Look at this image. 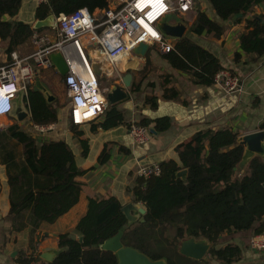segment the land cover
Here are the masks:
<instances>
[{
	"label": "trees",
	"instance_id": "1",
	"mask_svg": "<svg viewBox=\"0 0 264 264\" xmlns=\"http://www.w3.org/2000/svg\"><path fill=\"white\" fill-rule=\"evenodd\" d=\"M207 1L217 19L208 16L200 9L198 1L194 0L196 17L188 34L175 42L172 51L163 53L173 68L187 73L192 83L204 86L212 85L215 74L226 70V67L213 52L195 42L189 34L219 38L223 26L217 20L226 21L237 13L245 15L256 5H264V0ZM22 3L23 0H0V40L7 42V51L27 44L35 31L31 22L15 19ZM106 6L107 0H50L48 4L34 7L33 20L44 19L50 14L57 17L81 7L93 12ZM5 15L10 20L4 19ZM246 28V31L238 34L241 52L234 53L235 62L241 59L242 54L251 60L264 54V12L248 20ZM227 70L232 74V69ZM57 74L62 79L63 76ZM129 89L138 91L139 85L132 82ZM170 91L167 94L165 90L163 98L178 96L176 91ZM145 102L151 108L156 107L154 96L146 95ZM26 106L33 123L61 122L59 109L48 103L43 94L33 87L28 89ZM136 122L152 127L156 132L166 131L171 126V119L166 115L141 118ZM123 123L124 117L117 109V104L108 103L103 120L93 124L91 130L97 127L106 130ZM18 125L16 122L8 126L6 132L8 137L21 146L20 159L16 158L12 148H8L1 153L0 163L6 168L10 228L20 231L28 226L32 233L41 223L53 224L79 203L84 183L77 180V177L84 171L64 139L58 137L38 144ZM67 126L74 136H81L82 131L77 128L79 125L70 121ZM258 127L264 130V117ZM80 143L83 145L81 153L86 155L88 146L83 140ZM174 151V158L158 162V175L138 177L135 185L127 188L134 201L144 205L145 213L142 215L143 221H139L138 225L124 229L121 242L137 248L152 259L164 257L167 264H179L172 258L173 255L183 258L177 253L175 240L187 233L188 236L206 238L211 243L209 259H203L204 264H209L212 259L218 264L238 262L242 255L240 245L227 243L217 247V244L223 232L250 229L253 234H257L264 231V159L253 156L240 175H237L244 151L243 146L237 142V133L230 128L215 129L210 126L196 131L189 141L176 145ZM106 157L103 147L99 162ZM181 170H186L184 176H178ZM122 207L123 203L114 196L87 197L85 213L74 226L82 241L67 232L59 234L58 246L66 249L60 251L54 260L44 263L117 264L115 254L102 249L101 244L127 223ZM167 226L174 227V239L164 235L163 230ZM151 238L159 243L157 249L150 248ZM163 242H167L168 246ZM15 259L18 260L17 257ZM34 260L20 259L19 262L29 264Z\"/></svg>",
	"mask_w": 264,
	"mask_h": 264
},
{
	"label": "crops",
	"instance_id": "2",
	"mask_svg": "<svg viewBox=\"0 0 264 264\" xmlns=\"http://www.w3.org/2000/svg\"><path fill=\"white\" fill-rule=\"evenodd\" d=\"M196 1H198L201 10H204L214 20L217 19L207 0ZM35 6L34 0H23L15 19H23L33 25ZM263 12L264 5L258 4L245 15H232L226 21L217 20L223 26V32L219 38L212 35L189 34L191 39L213 52L221 60L226 70L232 69V74L237 76L243 84V88L239 92L225 93L216 83L210 86L192 83L187 73L173 68L163 57V53L152 47L150 48L154 50V56L147 57L146 52L144 56H141L142 58L138 59L132 53L112 67L110 78L115 76V79L107 84L105 82L104 86L112 88L121 86L118 81V79L121 80V77L119 78L117 75L124 74L128 70H136L139 73L141 69L145 68L146 72L152 73L150 74L152 77L150 75L147 78L141 76L138 81H133L134 78L131 75L130 84L134 82L139 85V90L131 91L127 87L129 98L117 103V109L124 117L123 124L106 130L100 127L91 130L93 124L103 120L101 117L94 122L79 125L77 128L82 131L81 136H74L73 131L68 126L61 131L59 138L64 139L70 145L79 167L84 171L77 177V180L84 183L80 200H86L87 197L91 196H114L123 205L132 203L136 208H144L141 202L134 201L132 193L127 190V188H132L135 185L138 178L137 170L140 167L174 158L176 145L189 141L196 131L205 126L215 129L230 128L237 133V138L260 130L258 125L264 117V54L258 59L252 60L249 56L242 54L238 62L233 61V55L235 52H241L238 34L247 30V21L253 17H259ZM169 14L170 23H174L176 18L184 21L186 31L183 36L187 35L189 27L196 17L195 6L185 16ZM3 18L10 20L8 15L3 16ZM238 18L241 19L237 21ZM30 43L31 40L27 44ZM27 44L18 46L16 49L22 55H28L33 49L27 52H22L19 49ZM6 48L7 42L0 40V62L5 59ZM44 70L37 71L34 80L39 78L46 84L42 77ZM55 71L57 72V70ZM149 84L151 87L148 89L147 85ZM170 89L176 91L178 96L163 98V92L166 90V93L170 94ZM146 95L155 97V108H151L145 102ZM160 106H163L165 112L162 116L166 115L171 119L170 128L163 132H151L144 145L134 144L127 133V124L141 118H156V116H152L150 111L152 109L157 110ZM6 116H0V118ZM13 122H15L14 119ZM12 124H14L12 121L7 124H0V129L2 127L7 128ZM80 140H83L88 146L86 155L81 153L83 145H81ZM103 147L107 157L99 162L98 159ZM247 163L240 161L237 167V175H240ZM9 203L6 175H0V264H12L19 262L20 259L28 258L36 259L29 264H45V260L40 257L41 253L45 251L57 253L66 249V247L58 246L59 234L67 232L73 238L80 237L74 229L72 220H68L63 227H57L58 220L68 213L58 218L56 223H41L39 228L32 233L28 226L20 231L11 230V221L8 215ZM252 234L250 229L232 233L223 232L221 235H227V239L223 244L219 241L217 247H223L227 243H237L242 247L241 259L232 264H264V251H253L248 246V240ZM16 257L18 260L15 259ZM210 264H218V262L212 259Z\"/></svg>",
	"mask_w": 264,
	"mask_h": 264
},
{
	"label": "built area",
	"instance_id": "3",
	"mask_svg": "<svg viewBox=\"0 0 264 264\" xmlns=\"http://www.w3.org/2000/svg\"><path fill=\"white\" fill-rule=\"evenodd\" d=\"M151 1L155 2L154 6H151ZM151 1L107 0L106 7L93 12L81 7L68 14H59L54 19L56 33L53 36L43 31L33 32L30 40L35 48L31 53L22 55L15 47L5 50V59L0 62V86H14L15 97L21 92L26 105L27 92L29 87H33L36 72L38 69L55 68L50 55L59 52L67 66L63 83L70 101V121L75 125L96 121L103 117L108 105L107 93L112 89L104 86L102 78H110L112 67L123 56L131 55L140 43L161 53L172 51L175 40L162 35L156 23L166 14L185 16L194 9V0ZM34 2L41 5L48 4L50 0ZM145 25L154 29V35L147 34ZM105 61L111 64L109 71L104 67ZM214 83L229 94L243 88L240 79L227 70L217 72ZM10 110V103L0 104V116L7 115ZM22 127L39 143L45 139L43 134L56 129V123H33L29 116V123L22 124ZM127 133L134 144L144 145L151 131L148 126L131 121L127 125ZM159 173L157 162L137 170L138 177L145 178ZM248 246L253 251H264V231L252 234Z\"/></svg>",
	"mask_w": 264,
	"mask_h": 264
},
{
	"label": "water",
	"instance_id": "4",
	"mask_svg": "<svg viewBox=\"0 0 264 264\" xmlns=\"http://www.w3.org/2000/svg\"><path fill=\"white\" fill-rule=\"evenodd\" d=\"M241 13L234 14V16H240ZM170 14L163 16L157 23V29L167 38L179 40L183 37L186 31V24L179 18L174 19V23H170ZM55 16L53 14L48 15L44 19H37L34 21L32 28L37 30L40 28L53 27ZM148 50V45L140 43L133 49V53L138 56H144ZM50 58L60 75H64L67 71V66L59 52L52 53ZM98 71V69L96 70ZM123 85L115 86L107 93V101L109 104H117L125 101L129 98V94L126 90L131 82V74L124 73L122 77ZM33 89L40 91L46 101L51 103L55 96L48 90V87L39 78L34 80ZM16 122L27 125L29 123V111L23 101L22 93L19 92L14 98L11 110L8 114ZM150 131L155 133V130L151 127ZM238 144L244 148L241 162H248L253 156L264 157V130H256L247 134H244L237 138ZM186 170L178 172V176H184ZM121 211L124 213L127 223L124 227L119 229L114 235L107 238L102 244L101 248L104 250L112 251L117 259V264H167L164 257L159 259H152L144 252L138 250L135 247L123 245L121 242V235L126 228L127 224L133 221H143L142 215L145 213V208H136L132 203L123 205ZM136 214V215H135ZM82 241V237L78 238ZM178 240V239H177ZM211 243L203 237L186 236L182 237L177 242V253L184 257L193 260H208V250ZM59 252L45 251L41 253L40 257L45 261H52Z\"/></svg>",
	"mask_w": 264,
	"mask_h": 264
},
{
	"label": "rangeland",
	"instance_id": "5",
	"mask_svg": "<svg viewBox=\"0 0 264 264\" xmlns=\"http://www.w3.org/2000/svg\"><path fill=\"white\" fill-rule=\"evenodd\" d=\"M43 32L47 33L49 36H53L54 33H56L55 29L53 27H47L44 30H42ZM35 48V45L31 42L30 44H27L20 49V51L22 52H27L29 50H32ZM156 49V48H154ZM157 50V49H156ZM154 50L152 48H149L147 50V57H151L154 56ZM135 55V54H134ZM135 57H137L138 59L142 58L141 56H137L135 55ZM41 69H38V71H40ZM55 68H48L45 69L44 71H42V77L43 80L46 82V85L48 87V90L55 96V99L51 102L52 104H54L58 109H59V117L61 119L60 123H57V128L56 130L52 133V132H48L43 134L44 136V141H48L50 139H55L57 137H59V135H61V131L63 128H65L69 122V108H70V101L69 98L67 96V92H66V88L64 86L63 80L57 75ZM125 73H130L131 75H133L134 80L133 81H138V79L143 76L145 78H147L148 75L152 74L150 73V71L146 72V69L143 68L139 71V73H137L136 70L132 71V70H128L125 71ZM124 74L121 75H117V77H121V80L118 79V81L120 82L121 85H123V81H122V77ZM151 76V75H150ZM152 77V76H151ZM103 79V84H106L111 82L112 79L114 78H107L106 76H104ZM151 87V85H147V88L149 89ZM146 88V87H145ZM143 92V91H141ZM151 109V108H150ZM150 113L152 114V116H162L163 114H165L164 112V108L163 106H160L157 110L156 109H152L150 111ZM30 115V113H29ZM10 121L13 122V118H11L9 115H7L4 118H0V124H7ZM18 127L22 130H25L24 127H22V123H18ZM26 131V130H25ZM0 143L3 144L2 147H0V155L2 152H4V149H8V148H12L15 152V156L16 158L19 160L20 159V155H21V146L16 144V142L11 139L10 137H8L7 132H6V128L2 127V129H0ZM39 144V143H38ZM262 157V156H261ZM264 159V157H262ZM0 175L5 176L6 175V168L5 166L0 163ZM86 210V200L85 199H81L79 201V203H77L71 210H69L66 214V216L60 218L57 222V220L55 221V223L57 222V227H63L67 224L68 220H72L74 226L77 222V220L79 219L80 216H82L85 213ZM65 215V214H64ZM136 215V214H135ZM63 216V215H62ZM139 220L133 221L130 224H127L126 227H134L136 225H138ZM164 235H169L171 239H174V227L171 226H167L164 230H163ZM161 236V235H160ZM188 236L187 233H183L182 237H186ZM156 237H159L158 234H156ZM182 237H177L178 240ZM175 240V245L177 247V242L178 240ZM161 239H163V237L161 236ZM227 239V235L223 236L221 235L219 241L222 242L221 244L225 243ZM150 243V248L153 249H157L159 247V243L156 242L155 238H151V240L149 241ZM163 244L167 245V242H163ZM168 246V245H167ZM177 249V248H176ZM174 260H176L179 264H204L203 260H199V262H195L197 260H189V259H183V258H178L175 255H173L172 257ZM207 264V263H206ZM210 264V263H209Z\"/></svg>",
	"mask_w": 264,
	"mask_h": 264
},
{
	"label": "clouds",
	"instance_id": "6",
	"mask_svg": "<svg viewBox=\"0 0 264 264\" xmlns=\"http://www.w3.org/2000/svg\"><path fill=\"white\" fill-rule=\"evenodd\" d=\"M15 95L16 89L14 86H0V104L10 103L12 106Z\"/></svg>",
	"mask_w": 264,
	"mask_h": 264
},
{
	"label": "bare ground",
	"instance_id": "7",
	"mask_svg": "<svg viewBox=\"0 0 264 264\" xmlns=\"http://www.w3.org/2000/svg\"><path fill=\"white\" fill-rule=\"evenodd\" d=\"M146 1H148V0H146ZM149 1H151V0H149ZM150 4H151V6H154V5H155V2H154V1H151ZM145 30H146V32H147L148 35H149L150 33H151L152 35H154V33H155L154 29H153L150 25H145ZM127 55H130V54H127ZM127 55L123 56L118 62H122L123 59H124ZM118 62H117V63H118ZM104 67H106V69L109 71V70L111 69V64H110L109 62L105 61V62H104Z\"/></svg>",
	"mask_w": 264,
	"mask_h": 264
}]
</instances>
